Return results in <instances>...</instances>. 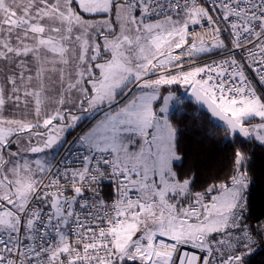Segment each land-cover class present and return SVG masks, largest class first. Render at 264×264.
<instances>
[{
  "label": "snow or ice",
  "instance_id": "obj_1",
  "mask_svg": "<svg viewBox=\"0 0 264 264\" xmlns=\"http://www.w3.org/2000/svg\"><path fill=\"white\" fill-rule=\"evenodd\" d=\"M256 146L264 0H0V264H252Z\"/></svg>",
  "mask_w": 264,
  "mask_h": 264
},
{
  "label": "trees",
  "instance_id": "obj_2",
  "mask_svg": "<svg viewBox=\"0 0 264 264\" xmlns=\"http://www.w3.org/2000/svg\"><path fill=\"white\" fill-rule=\"evenodd\" d=\"M221 136L217 137L214 142H206L202 146V151L199 154V165L203 169L205 178H210L215 175L221 163L224 161L225 155L229 152L230 146L226 147L227 142L221 143ZM251 147V146H250ZM257 167L259 162L264 159V150L259 146L255 147ZM250 202L252 205L253 215L264 218V180H260L250 195ZM252 264H264V250L258 251L252 258Z\"/></svg>",
  "mask_w": 264,
  "mask_h": 264
},
{
  "label": "crops",
  "instance_id": "obj_3",
  "mask_svg": "<svg viewBox=\"0 0 264 264\" xmlns=\"http://www.w3.org/2000/svg\"><path fill=\"white\" fill-rule=\"evenodd\" d=\"M181 91H183V89H181Z\"/></svg>",
  "mask_w": 264,
  "mask_h": 264
},
{
  "label": "water",
  "instance_id": "obj_4",
  "mask_svg": "<svg viewBox=\"0 0 264 264\" xmlns=\"http://www.w3.org/2000/svg\"><path fill=\"white\" fill-rule=\"evenodd\" d=\"M185 99H187V97Z\"/></svg>",
  "mask_w": 264,
  "mask_h": 264
}]
</instances>
